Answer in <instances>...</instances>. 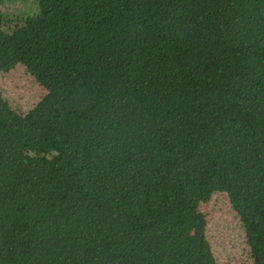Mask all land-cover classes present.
Masks as SVG:
<instances>
[{"label":"trees","instance_id":"obj_1","mask_svg":"<svg viewBox=\"0 0 264 264\" xmlns=\"http://www.w3.org/2000/svg\"><path fill=\"white\" fill-rule=\"evenodd\" d=\"M32 1L33 36L0 30L48 91L0 94V264H212L217 191L264 264V0Z\"/></svg>","mask_w":264,"mask_h":264},{"label":"rangeland","instance_id":"obj_2","mask_svg":"<svg viewBox=\"0 0 264 264\" xmlns=\"http://www.w3.org/2000/svg\"><path fill=\"white\" fill-rule=\"evenodd\" d=\"M1 10L4 15L0 17V30L8 34L21 31L31 37L47 18L32 0L5 2ZM47 93L22 63L8 71L0 70V94L19 115L28 114ZM198 214L202 219L201 237L212 264H256L246 227L228 193H213L209 201L200 204Z\"/></svg>","mask_w":264,"mask_h":264}]
</instances>
